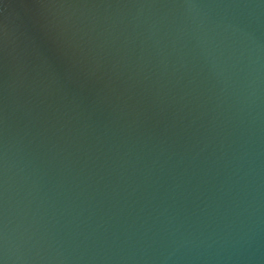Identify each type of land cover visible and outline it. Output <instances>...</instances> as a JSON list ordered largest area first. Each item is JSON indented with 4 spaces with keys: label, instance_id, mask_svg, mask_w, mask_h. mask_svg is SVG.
Here are the masks:
<instances>
[{
    "label": "water",
    "instance_id": "95a60500",
    "mask_svg": "<svg viewBox=\"0 0 264 264\" xmlns=\"http://www.w3.org/2000/svg\"><path fill=\"white\" fill-rule=\"evenodd\" d=\"M0 264H264V0H0Z\"/></svg>",
    "mask_w": 264,
    "mask_h": 264
}]
</instances>
